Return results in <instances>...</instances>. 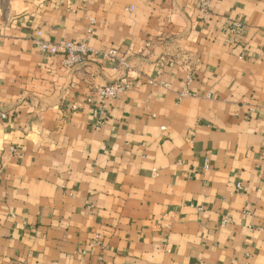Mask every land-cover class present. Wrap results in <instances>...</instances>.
I'll use <instances>...</instances> for the list:
<instances>
[{"label": "crops", "instance_id": "crops-1", "mask_svg": "<svg viewBox=\"0 0 264 264\" xmlns=\"http://www.w3.org/2000/svg\"><path fill=\"white\" fill-rule=\"evenodd\" d=\"M0 264H264V0H0Z\"/></svg>", "mask_w": 264, "mask_h": 264}, {"label": "built area", "instance_id": "built-area-1", "mask_svg": "<svg viewBox=\"0 0 264 264\" xmlns=\"http://www.w3.org/2000/svg\"><path fill=\"white\" fill-rule=\"evenodd\" d=\"M209 2H210V0H199L200 10L202 12H205L207 10ZM240 29H241L240 24H238V23L232 24V30L233 31L238 32ZM37 43H38V46L40 49H45V48L48 49V47H49L50 50H52V52H58V51L67 52V57L64 60V62L66 64L75 63V62L82 60L83 57L87 55V51H88L86 49L84 43L74 45V44L68 43V42H60V43L53 44L50 46H48L46 43H43L41 41H39ZM105 55H107L108 57H113V56H115V51L110 50ZM126 87H127V85L122 84V83L108 84L100 90V94L104 97H112V96L116 95L117 93H119L120 91L124 90ZM237 187L239 188L240 186L237 185Z\"/></svg>", "mask_w": 264, "mask_h": 264}]
</instances>
